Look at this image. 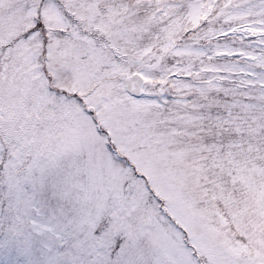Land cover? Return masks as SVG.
Masks as SVG:
<instances>
[{
  "label": "snow or ice",
  "instance_id": "obj_1",
  "mask_svg": "<svg viewBox=\"0 0 264 264\" xmlns=\"http://www.w3.org/2000/svg\"><path fill=\"white\" fill-rule=\"evenodd\" d=\"M0 264H264V0H0Z\"/></svg>",
  "mask_w": 264,
  "mask_h": 264
}]
</instances>
